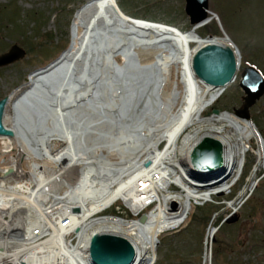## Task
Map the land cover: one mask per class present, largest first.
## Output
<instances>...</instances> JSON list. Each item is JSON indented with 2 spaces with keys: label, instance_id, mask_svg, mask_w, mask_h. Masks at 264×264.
I'll return each mask as SVG.
<instances>
[{
  "label": "bare ground",
  "instance_id": "obj_1",
  "mask_svg": "<svg viewBox=\"0 0 264 264\" xmlns=\"http://www.w3.org/2000/svg\"><path fill=\"white\" fill-rule=\"evenodd\" d=\"M196 30L131 18L116 0H89L74 15L69 48L48 68L32 72L9 96L5 109L3 126L13 133L10 142L33 159L30 168H40L35 160L41 157L54 168L61 163L60 180L74 181L68 202L87 218L118 202L126 206L131 219L120 215L93 219L84 232L127 239L136 264H153L160 235L179 228L194 208L234 184L243 166L245 143L256 135L251 122L232 113L203 117L224 88L210 86L194 74L193 56L206 45L226 49L233 45L224 35L202 39ZM234 55L238 70V53ZM205 137L223 147L230 177L218 185L204 186L189 176L190 154ZM54 139L66 144L56 157L49 155ZM163 140L166 146L158 150ZM262 156L260 148L257 161ZM72 168L77 173L73 177ZM155 175L162 179L157 181ZM253 177L250 187L255 185ZM16 180L15 185L22 182ZM51 180L48 175L38 186L44 190L55 185ZM174 184L180 195L170 192ZM20 194L0 183V196ZM151 199L157 200L156 207L142 214L144 201ZM14 212L13 204L0 207L1 214ZM214 234L208 230L207 249ZM0 264L13 263L0 260Z\"/></svg>",
  "mask_w": 264,
  "mask_h": 264
},
{
  "label": "rangeland",
  "instance_id": "obj_2",
  "mask_svg": "<svg viewBox=\"0 0 264 264\" xmlns=\"http://www.w3.org/2000/svg\"><path fill=\"white\" fill-rule=\"evenodd\" d=\"M87 1L0 0V55L13 45L25 52L19 61L0 67V100L19 90L32 72L49 65L69 48L72 20ZM116 1L119 9L131 18L173 26L180 31L191 29L184 0ZM209 10L216 17L205 28L197 29V34L207 39L222 36L223 31L235 45L239 66L235 80L205 110L203 117L213 109L233 114L241 106L244 94L239 82L244 68L254 66L264 76V0H209ZM116 62L119 64L121 59L118 57ZM164 90L168 92L170 87L165 85ZM250 116L262 143L258 142L257 133L245 143L247 151L241 172L223 195L198 205L179 228L159 236L152 252L153 264H264V96L250 109ZM8 137L0 135V176L1 170L11 165L9 158L21 152ZM260 148L261 162L257 161ZM29 162L19 161L20 175L29 169ZM253 175L260 180L247 200L234 210L230 205ZM170 189L174 195L182 192L179 187ZM155 207L150 206L142 214ZM106 214L131 219L122 202L114 204ZM209 229H215V234L207 249Z\"/></svg>",
  "mask_w": 264,
  "mask_h": 264
},
{
  "label": "built area",
  "instance_id": "obj_3",
  "mask_svg": "<svg viewBox=\"0 0 264 264\" xmlns=\"http://www.w3.org/2000/svg\"><path fill=\"white\" fill-rule=\"evenodd\" d=\"M63 148L64 145L60 142L52 141L49 146V155L56 157V154ZM11 152H5V154ZM22 153L13 154V157L9 158V164L11 165H7L1 170L0 183H3L12 191H19L21 194L17 198L0 196V207L13 204L15 208L14 213H0V260L13 264H90L88 250L92 235L90 231L84 232L85 225L93 219L109 220L114 217L115 215L106 214V211L110 210L114 204L107 209L98 211L95 216L90 218H87L85 212L78 207V213H74L73 209L75 207L68 202L74 181L60 180V177L64 175L63 172L59 176L57 172L61 167V163H56V168H54V163L45 157H41L40 160H35L36 165L41 166L35 170L30 168L33 159ZM99 153L102 154L103 152ZM108 153L104 151V155L107 156ZM20 160L21 162L30 161L29 169L21 175L20 172H17V165ZM91 161L92 159L90 163ZM65 166L67 167V163ZM69 171L71 177H73V174H77L75 173L76 168ZM16 172L19 173V176L16 175ZM54 172H57V174L55 175ZM48 175H52L53 180L51 181L55 185L43 190V186H38V184ZM155 177L157 181L162 179L161 177L159 179L156 175ZM15 178L22 182L15 185L17 181ZM258 180L259 178L255 180L253 178L252 183L255 182L256 184ZM249 181L233 202L234 210L238 209L251 195L255 185L250 187ZM173 187L179 186L174 184ZM53 189L57 193L53 196L41 193L53 191ZM35 190L38 193L33 196L32 193ZM214 195L212 196L215 197ZM151 200L144 201L145 204L141 208V212Z\"/></svg>",
  "mask_w": 264,
  "mask_h": 264
},
{
  "label": "water",
  "instance_id": "obj_4",
  "mask_svg": "<svg viewBox=\"0 0 264 264\" xmlns=\"http://www.w3.org/2000/svg\"><path fill=\"white\" fill-rule=\"evenodd\" d=\"M184 12L189 18L191 26H197L210 19L209 0H184ZM25 55L24 50L13 45L0 55V67L8 66L19 61ZM56 61V60H55ZM52 63L37 71L44 70ZM192 69L194 74L204 83L225 88L231 83L237 72L236 59L232 49L218 45H206L200 48L193 56ZM239 86L243 91L242 104L233 110L238 119L251 122L250 109L264 96V77L254 66H248L241 72ZM9 97L0 100V135L12 136V131L3 126V117ZM214 114L219 110L213 109ZM192 168L189 171L190 179L196 183L218 185L229 179L230 174L225 170L223 147L213 138H203L190 154ZM146 162L145 166H148ZM79 209L75 207L74 213ZM140 221H144V215ZM90 264H136V253L132 244L125 238L112 234H95L90 240Z\"/></svg>",
  "mask_w": 264,
  "mask_h": 264
},
{
  "label": "trees",
  "instance_id": "obj_5",
  "mask_svg": "<svg viewBox=\"0 0 264 264\" xmlns=\"http://www.w3.org/2000/svg\"><path fill=\"white\" fill-rule=\"evenodd\" d=\"M207 26V24L206 25H204L202 28H205ZM207 30V29H206Z\"/></svg>",
  "mask_w": 264,
  "mask_h": 264
}]
</instances>
